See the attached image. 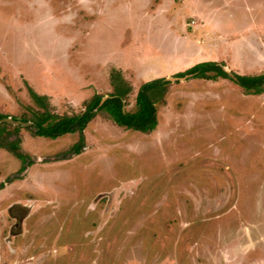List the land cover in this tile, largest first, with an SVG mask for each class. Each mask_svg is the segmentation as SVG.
Instances as JSON below:
<instances>
[{"label": "rangeland", "instance_id": "374dc122", "mask_svg": "<svg viewBox=\"0 0 264 264\" xmlns=\"http://www.w3.org/2000/svg\"><path fill=\"white\" fill-rule=\"evenodd\" d=\"M203 62L264 74V0H0V117L39 109L28 86L79 114L112 68L134 111ZM156 107L151 133L96 114L80 155L79 132L0 125V264H264V93L187 77Z\"/></svg>", "mask_w": 264, "mask_h": 264}, {"label": "trees", "instance_id": "16d2710c", "mask_svg": "<svg viewBox=\"0 0 264 264\" xmlns=\"http://www.w3.org/2000/svg\"><path fill=\"white\" fill-rule=\"evenodd\" d=\"M224 68L223 63L203 62L184 72L177 73L175 77H196L209 81L226 78L235 81L244 88L247 94L261 95L264 93V74L238 75L231 72L236 78L234 80ZM108 81L112 88L108 98L103 101L105 95L94 94L84 102V110L74 115L55 113L49 103L48 96L38 94L28 86L30 97L39 109L29 105L28 110L31 114H27L24 122L28 125L23 127L30 129L34 136L46 138H57L67 133L79 132L82 135L81 140L70 152L73 155H80L86 147L83 131L100 112H105L107 117L120 127L142 133L153 132L158 125L156 105L164 100L169 81L163 77L142 83L136 93L134 111L126 110L133 86L125 77L124 71L112 68ZM3 119L6 118L0 117V120ZM0 125L11 126L6 122H1ZM5 135H8V130L0 128V148H10L14 151L15 144H11ZM20 156L22 157V155Z\"/></svg>", "mask_w": 264, "mask_h": 264}, {"label": "water", "instance_id": "95a60500", "mask_svg": "<svg viewBox=\"0 0 264 264\" xmlns=\"http://www.w3.org/2000/svg\"><path fill=\"white\" fill-rule=\"evenodd\" d=\"M225 69V71H227L229 74H230V76L234 79V80H236V78L233 76V74L230 72V71H228L226 68H224ZM187 77H184V78H177V77H170V78H166V80L167 81H169V82H176V81H179V80H181V79H186ZM108 97H105L104 99H103V101H105L106 99H107ZM102 101V102H103ZM1 122H6V123H14V124H16V125H22V126H26V125H28L27 123L25 124V123H22V122H17V121H14L13 119H9V118H6V119H3V120H1Z\"/></svg>", "mask_w": 264, "mask_h": 264}, {"label": "crops", "instance_id": "0c3cea01", "mask_svg": "<svg viewBox=\"0 0 264 264\" xmlns=\"http://www.w3.org/2000/svg\"><path fill=\"white\" fill-rule=\"evenodd\" d=\"M74 1H77L78 3H81L82 4V7H88L89 6V3L91 2V0H74ZM192 11H195V10H192ZM196 14V13H194ZM198 14V13H197ZM201 15V14H200ZM199 15V18L201 19H204V17L202 18L201 16ZM125 71V70H124ZM153 79V78H152ZM147 80H151V79H147Z\"/></svg>", "mask_w": 264, "mask_h": 264}]
</instances>
